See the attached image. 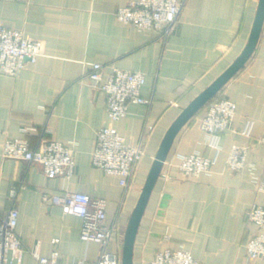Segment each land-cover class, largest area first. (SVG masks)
Masks as SVG:
<instances>
[{
  "label": "crops",
  "instance_id": "obj_1",
  "mask_svg": "<svg viewBox=\"0 0 264 264\" xmlns=\"http://www.w3.org/2000/svg\"><path fill=\"white\" fill-rule=\"evenodd\" d=\"M129 1L135 0H0V23L45 45L37 61H27L16 76L0 72V144L26 138L35 147L43 137L76 143L69 180L47 177L37 163L3 157L0 146V221L16 206L23 243L37 246L43 256L58 251L59 264H96L100 246L80 238V217L42 199V193L74 189L106 199L105 221L115 224L108 250L121 258L131 213L165 132L240 54L258 5V0H186L173 32L161 41L154 31L141 32L115 17L117 7ZM92 63H101L104 78L113 66L144 73L141 94L151 104L129 103L127 115L113 123L104 93L87 83ZM218 94L236 103L232 127L211 145L199 126L202 109L177 133L141 217L133 264H150L167 248L187 250L199 264H264L247 259L245 244L258 227L244 214L253 203L264 206V194L257 191L264 181V145L257 141L264 134V22L251 57ZM248 120L251 132L245 136ZM105 125H114L131 144L151 126L119 212V177L91 163L95 132ZM234 144L248 146L247 167L237 172L226 166ZM191 153L214 158L211 171L184 176L179 157ZM14 264L39 263L24 251Z\"/></svg>",
  "mask_w": 264,
  "mask_h": 264
},
{
  "label": "built area",
  "instance_id": "obj_2",
  "mask_svg": "<svg viewBox=\"0 0 264 264\" xmlns=\"http://www.w3.org/2000/svg\"><path fill=\"white\" fill-rule=\"evenodd\" d=\"M186 0H135L118 6L115 17L124 23L132 24L141 32L154 31L161 41L173 32L180 11ZM43 40L25 36L20 30L11 29L0 23V72L16 76L27 61L36 62L44 53ZM87 83L95 90L104 93L106 110L110 120L116 123L128 113L129 103L151 104V98L141 94L145 74L141 71L111 68L103 77L101 63H92L87 74ZM199 126L209 135L210 144L215 146L220 133L231 129L236 114V103L220 94L212 97L203 107ZM151 126H145L140 139L135 144L128 143L114 125L99 127L95 132V146L91 153V163L107 174L117 175L122 187L118 203L119 212L133 186L138 165L145 153V135ZM251 122L245 123L241 133L249 136ZM264 145V134L257 139ZM1 154L6 158L20 159L37 163L47 177H60L69 180L75 169L74 141L63 142L53 137L40 138L31 147L26 138H6L1 144ZM248 146L234 144L227 156L226 166L232 172L247 167ZM215 159L198 153L180 155L179 170L186 177H198L211 171ZM16 187H11L9 198L15 200ZM257 191L264 194V181H259ZM42 199L58 205L65 213L81 218L79 236L85 241L99 244L96 264H121V258L108 250L114 239L115 224L106 223V199L92 197L74 189L62 193H42ZM246 218L256 224L258 232L245 244L247 259L264 260V206L253 203L245 209ZM18 209L12 205L0 221V264H14L24 251L31 253L39 264H59L60 254L53 251L48 256L40 255L38 247L28 248L16 232ZM150 264H199L187 250L164 249L158 251Z\"/></svg>",
  "mask_w": 264,
  "mask_h": 264
},
{
  "label": "water",
  "instance_id": "obj_3",
  "mask_svg": "<svg viewBox=\"0 0 264 264\" xmlns=\"http://www.w3.org/2000/svg\"><path fill=\"white\" fill-rule=\"evenodd\" d=\"M263 22L264 0H258L251 32L240 54L181 110L165 132L129 219L123 240L121 264H133V247L137 229L173 139L184 124L194 117L212 97L217 95L222 87L248 61L257 45Z\"/></svg>",
  "mask_w": 264,
  "mask_h": 264
},
{
  "label": "trees",
  "instance_id": "obj_4",
  "mask_svg": "<svg viewBox=\"0 0 264 264\" xmlns=\"http://www.w3.org/2000/svg\"><path fill=\"white\" fill-rule=\"evenodd\" d=\"M203 109V108H202ZM202 109H201V111H202Z\"/></svg>",
  "mask_w": 264,
  "mask_h": 264
}]
</instances>
